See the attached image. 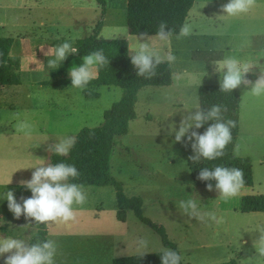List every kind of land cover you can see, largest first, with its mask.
I'll return each instance as SVG.
<instances>
[{"label": "crops", "instance_id": "obj_1", "mask_svg": "<svg viewBox=\"0 0 264 264\" xmlns=\"http://www.w3.org/2000/svg\"><path fill=\"white\" fill-rule=\"evenodd\" d=\"M40 2L0 0V36L13 38L10 55L19 58L20 70L23 73L22 83L0 84V196L3 192L6 196L8 191H12L18 201L23 197V193L25 196L32 193L30 189L21 185V181L32 178L35 171L32 167L47 164L49 146L65 137L76 139L84 127L103 124L105 112L121 99L126 89L120 84H88L84 89H77L71 87V83L49 81L52 79L51 71L54 69L48 67V61L53 57L46 55L47 51L54 47L51 41L56 38L75 40L93 33L95 21L101 14V6L93 0H69L55 4ZM106 19L105 16L99 35L104 32ZM126 32L130 39L137 36L130 34L129 30ZM100 37L120 36L114 32L109 36ZM121 38L127 39L123 36ZM130 39L128 44H131ZM82 64L83 57H73L68 64L66 77L70 78L69 69ZM256 79L257 77L248 78L250 81ZM148 87L164 86H145L138 92L135 106L137 117L130 121L128 133L117 138L111 156L112 174L119 179L131 168L135 173L143 169L142 166H133L135 162H131V158L125 155L117 159L119 156L117 151L122 137L130 136L134 131H142L139 128L133 130L134 122L141 118L146 121L155 119L148 102L141 101V95ZM21 123L28 124L29 129L18 130ZM241 133L240 124L238 138ZM126 147V151L130 152L129 146ZM161 154L166 162L152 172L171 174L172 180L182 181L184 187L199 191L203 199L210 196L209 203L203 200L204 203L197 204L198 209L201 213L215 212L220 221L217 223L208 218L203 221L190 218L178 206L163 203L152 194H145L140 187L141 184L136 180L131 181L135 184L131 185V188L136 190L130 192L127 184L123 183L127 196H142L144 214L164 226L169 240L177 245L182 260L193 264H217L226 261H235L238 264H264V256H260L255 247V242L261 235L260 231L264 230V211L237 209L239 202L225 206L223 199L219 198V193L215 190V185L213 190L209 191L207 185L196 183L193 177L190 182L182 180L180 165L177 162H183L184 170L192 175V169L188 165L189 157L194 155L191 142L184 141L179 146L170 144L164 151L161 150ZM237 155L248 156L240 153ZM149 169L151 172V168ZM130 177L132 179L136 176ZM21 190L25 191L18 192ZM255 193L264 192L254 190L253 185H243L236 197L240 199L244 194ZM100 209L97 210L96 219L103 217L101 215L105 211L103 208ZM4 213L9 215L7 211ZM3 217L0 208V219ZM16 220L15 238L29 243V239L36 231L35 225H32L34 226L32 232L27 235L20 230L21 219ZM10 224L15 225V222ZM47 225L48 237L51 240L50 223ZM111 226V230L101 232L96 238L97 242H106L110 245L109 263H112L114 258L142 255L144 252L156 253L166 248L161 236L142 224L133 210L128 212L125 221L118 220L116 212L112 214ZM8 227L9 224L5 226L0 224L2 231ZM140 239L148 242L147 248L138 247L137 241ZM63 249L64 247L56 253L55 264H68L75 260L74 256H67L65 253L67 249Z\"/></svg>", "mask_w": 264, "mask_h": 264}, {"label": "rangeland", "instance_id": "obj_2", "mask_svg": "<svg viewBox=\"0 0 264 264\" xmlns=\"http://www.w3.org/2000/svg\"><path fill=\"white\" fill-rule=\"evenodd\" d=\"M17 1L30 2L34 0ZM40 1L44 4H55L69 0ZM93 1L100 5L99 0ZM228 2L229 0H195L186 20L191 25V34L180 39H176L178 34L173 35L170 43L163 47L162 54L170 50L176 57L175 62L171 64L173 83L164 87L146 88V92L141 95V101L148 102V107L155 115V119L146 121L141 118L138 122H134L133 130L139 128L142 131H134L130 136L122 137L118 145L117 155L119 156L117 159H121L122 155H125L131 158V162H135L133 166L143 167L136 173L131 168L122 175L121 179L115 176L127 184L129 192L136 190L131 188V185H135L131 181L136 180L141 184L140 187L145 194H152L166 204L178 206L179 201L189 198L194 199L197 204L204 203L203 200L210 202V196H205L203 199L199 191L188 189V186L184 187L182 181L172 180L171 174L156 173L152 170L162 167V163L166 162L162 157L161 150L164 151L170 144L177 146L181 144V142L174 143L175 134L170 135L169 133L174 124L177 130L179 129V124L188 111H195V106L199 104L198 86L220 84L222 76L216 71L214 61L235 57L242 63L254 65L248 74H255L256 77L259 75V68H264V0H256L254 7L248 12L234 17H229L222 11V6ZM104 5L106 9L104 19L105 16L107 18L104 26L105 36L114 32L120 36L121 32L128 30L127 0H104ZM102 9L103 6L101 12ZM99 18L100 16L96 19L95 24ZM135 37L130 39L131 44L135 43ZM239 88L243 100L240 105L242 133L237 140L235 153L248 154L252 158L253 189L264 192V96L252 95L250 85L242 84ZM138 112H140L139 108ZM184 141H188L187 135L182 142ZM126 145L131 149L130 152L126 151ZM177 163L180 165L181 179L190 182L191 173L184 170L183 162ZM149 168H151V172ZM133 174L136 177L131 179L130 176H134ZM83 190L86 194V202L83 205H73L77 212L76 220L68 224L50 223V238L56 243V253H59L64 247L63 250L67 249L65 252L67 256H74L75 260L68 264H112L109 263L110 245L106 242H97L96 238L101 232L112 229V214L116 212L115 188L112 185H94L83 186ZM23 191L25 190L18 192L22 193ZM24 194L22 196H25ZM236 196L227 200L223 199V204L230 206L238 203L240 199ZM140 197L142 198V196ZM5 199L6 196L3 192L0 196V208L4 217L0 219V224L4 226L9 224L10 227L3 231L0 229V237L15 238L17 220L16 218L13 220L15 216L9 210L8 201L5 202ZM16 200L18 202V199ZM100 208H103L102 210L105 212L101 215L103 216L101 219H96L97 210H101ZM4 211H7L9 215ZM11 222H15V225L10 224ZM20 223V230L29 235L34 227L32 220L24 218ZM7 255L5 254V256ZM4 260L5 257H0V264H4Z\"/></svg>", "mask_w": 264, "mask_h": 264}, {"label": "clouds", "instance_id": "obj_3", "mask_svg": "<svg viewBox=\"0 0 264 264\" xmlns=\"http://www.w3.org/2000/svg\"><path fill=\"white\" fill-rule=\"evenodd\" d=\"M256 0H229L222 6V11L229 17H234L248 12L254 7ZM223 16V15H222ZM191 25L185 22L179 30L176 39L191 34ZM101 36H105L102 32ZM130 39L126 31L120 33V37ZM173 36V30L169 29L166 22H160L155 35L150 36L147 32L139 33L135 37L134 44H128L131 63L136 69L137 76L151 78L156 74V68L168 63L175 62L176 57L169 50L162 54V49L167 46ZM100 38V37H98ZM107 38V37H106ZM145 41V42H142ZM79 48L70 42L51 47L46 55L53 57L48 61V67L58 68L70 54L78 53ZM110 61L104 55L103 49L95 50L83 57V64L69 69L71 87L84 89L97 77V69L108 65ZM216 71L221 73L220 91L232 92L243 85L251 86V94L257 97L264 96V68H259V75L253 82L248 80L247 74L252 71L254 65L242 63L235 57H226L222 61H214ZM226 70V71H225ZM185 114L177 130L176 125L171 127L175 134V142H182L187 135L191 142L194 155L189 157L194 164L204 160H215L223 157L227 145L232 141L231 129L236 127L233 120L225 121L222 112L227 111L226 106L213 105L209 109H202L199 104ZM212 122L206 131L201 134L192 129H200L208 122ZM29 125L21 123L18 130L29 129ZM76 143L75 137H65L49 146L48 151L60 156H67ZM35 171L30 180L21 181V185L30 189L32 196L22 198L18 203L12 191L6 193L9 210L16 219L22 215L26 218H34L35 223L68 224L77 218L76 209L73 205H83L86 202V194L82 185L70 183V179L77 178L80 173L74 165L64 162L40 164L32 167ZM198 179L202 181H216L215 190L219 198L227 200L235 197L243 187L244 173L236 167L216 166L212 169H201ZM11 182V181H10ZM9 182V183H10ZM209 191L213 190V184L208 183ZM178 207L190 218L203 221L208 218L219 223L215 212L201 213L194 199L181 200ZM260 238L255 242V247L260 256H264V230L260 231ZM138 247L147 248L148 242L144 239L137 241ZM57 246L55 241L46 240L36 243H28L23 239L13 237H0V257H5L4 264H55ZM147 253L144 252L143 255ZM5 254H8L5 256ZM162 264H180L181 255L170 248H162L159 252ZM142 255V256H143Z\"/></svg>", "mask_w": 264, "mask_h": 264}, {"label": "trees", "instance_id": "obj_4", "mask_svg": "<svg viewBox=\"0 0 264 264\" xmlns=\"http://www.w3.org/2000/svg\"><path fill=\"white\" fill-rule=\"evenodd\" d=\"M103 6L100 18L94 27V32L88 36L78 39L56 38L51 41L53 46L67 41L79 48L78 53L70 54L68 58L59 64V67L51 71L50 82L71 83L67 78V69L70 60L75 56L84 57L90 52L103 49L104 55L110 63L98 68V75L89 84H120L126 87L121 99L113 104L105 114L103 124L95 127L82 128L76 137V143L67 156L55 155L48 152L47 163L64 162L74 165L80 175L70 179V183L78 185H112L116 192L117 211L116 217L125 221L127 214L133 210L139 221L154 230L163 240L166 248L173 249L179 254L177 245L169 240L163 225L153 221L143 212V199L140 196H127L124 191V184L113 176L111 172V156L117 144V138L129 131L130 121L137 117L135 109L138 100V92L145 86H169L173 82L172 65L167 62L156 68V74L151 78L137 76L136 69L131 63L128 55V41L124 38H103L99 33L103 25L106 12L104 0H99ZM195 0H127V24L132 35L147 32L155 35L160 22H166L173 35L179 33L180 27L186 22L189 11ZM100 37V38H98ZM13 38L0 36V84L22 83V71L18 57L10 55ZM255 74H247L248 78H255ZM199 106L202 109H209L213 105L226 106L227 111L222 112L225 121L233 120L236 127L231 129L232 141L227 145L223 157L215 160L202 159L194 164L188 160L192 169V177L198 184L212 183L216 181H202L198 179L202 168L212 169L216 166L236 167L243 170L244 185L251 186L254 183L253 162L250 156H239L235 153V146L240 131V105L241 90L237 88L232 92L220 91V84H201L198 87ZM208 122L200 129H194L203 134L209 124ZM32 193L23 196L18 203L23 202L22 198H29ZM240 210L264 211V194H245L240 198L238 206ZM21 219L26 218L21 216ZM35 233L29 239V243H36L49 240L48 225L35 223ZM143 255V254H142ZM142 255H132L122 258H114L112 264H162L159 252ZM180 264H193L184 262ZM217 264H238L235 261H226Z\"/></svg>", "mask_w": 264, "mask_h": 264}]
</instances>
